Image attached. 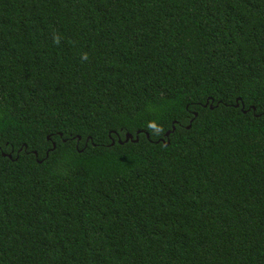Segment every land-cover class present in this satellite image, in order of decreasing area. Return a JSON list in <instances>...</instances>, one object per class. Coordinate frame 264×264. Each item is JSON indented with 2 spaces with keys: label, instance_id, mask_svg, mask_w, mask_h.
Masks as SVG:
<instances>
[{
  "label": "trees",
  "instance_id": "obj_1",
  "mask_svg": "<svg viewBox=\"0 0 264 264\" xmlns=\"http://www.w3.org/2000/svg\"><path fill=\"white\" fill-rule=\"evenodd\" d=\"M0 264H264V0H0Z\"/></svg>",
  "mask_w": 264,
  "mask_h": 264
},
{
  "label": "water",
  "instance_id": "obj_2",
  "mask_svg": "<svg viewBox=\"0 0 264 264\" xmlns=\"http://www.w3.org/2000/svg\"><path fill=\"white\" fill-rule=\"evenodd\" d=\"M237 106H239V104H237ZM212 108V106H211ZM195 115H197V113H195ZM191 125H188V127H190ZM175 129V127H173L172 129L168 130L167 133H166V136L169 137V135L171 134V132H173ZM147 136L149 137V134H147ZM129 139L133 140V136L130 134V133H127L126 134V141H128ZM137 140V139H136ZM121 141V140H120ZM165 144H169L170 143V140L168 139L167 141L165 139L162 140ZM56 144L54 143L53 144V149L55 148ZM34 153H36V151L34 150L33 151ZM4 156H8L9 158H12V154L11 153H5L3 152L2 153ZM37 154V153H36Z\"/></svg>",
  "mask_w": 264,
  "mask_h": 264
}]
</instances>
